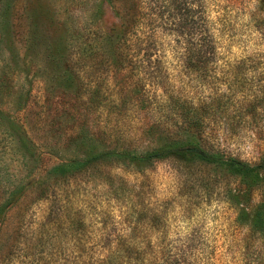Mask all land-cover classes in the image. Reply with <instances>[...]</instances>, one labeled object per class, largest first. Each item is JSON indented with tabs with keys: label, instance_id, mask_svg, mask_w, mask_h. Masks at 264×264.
<instances>
[{
	"label": "rangeland",
	"instance_id": "374dc122",
	"mask_svg": "<svg viewBox=\"0 0 264 264\" xmlns=\"http://www.w3.org/2000/svg\"><path fill=\"white\" fill-rule=\"evenodd\" d=\"M238 1L216 65L198 76L177 67L179 54L154 51L157 81L145 87L107 47L125 24L122 1L100 2L91 19L86 0H0V264H139L142 250L148 264L169 254L242 264L248 245L255 258L259 184L200 162L117 155L184 139L176 99L178 111L207 106L205 148L250 163L264 154V0Z\"/></svg>",
	"mask_w": 264,
	"mask_h": 264
},
{
	"label": "trees",
	"instance_id": "16d2710c",
	"mask_svg": "<svg viewBox=\"0 0 264 264\" xmlns=\"http://www.w3.org/2000/svg\"><path fill=\"white\" fill-rule=\"evenodd\" d=\"M102 1L112 2V0H86V4L90 6L87 10L89 18L94 19ZM120 1L125 5V24L122 23L119 34L107 36V47L111 46L121 52L120 65L136 70L138 76L136 81L141 86L144 84L145 87L154 85L153 83L157 81V76L150 67L151 55L154 51L179 54L180 59L176 60L177 67L198 76L206 72L210 65H216L220 47L219 35L222 33L220 26L222 24L224 27L228 20L226 17L233 11L237 12L239 3L238 0H118L119 3ZM100 47L104 50L107 48ZM160 62L161 60L154 59V67ZM178 105L176 99L173 110L178 120L175 121L174 127L176 130H185L187 134L184 139L169 140L142 154L118 152L117 155L140 162L172 159L213 165L243 180L252 179L253 183L259 184L264 191V154L256 162L250 163L229 153L205 148L196 137L201 135L207 126V118L202 115V111H205L207 106L189 105L178 111ZM107 155L106 151L61 162L54 167L55 173L70 172ZM249 229L254 238L252 242L259 241V245L257 253L251 256L255 257L253 259H247L249 257L247 255L250 254L248 250L251 248L248 247L249 245L245 247L247 250L243 255L246 257L242 264H264V193ZM124 248L125 257L131 259L133 248ZM134 256L139 264H144V260L147 261L144 250ZM162 257L161 261L165 264H179L176 263L178 259L173 255Z\"/></svg>",
	"mask_w": 264,
	"mask_h": 264
}]
</instances>
